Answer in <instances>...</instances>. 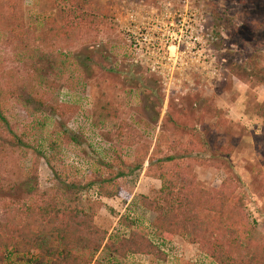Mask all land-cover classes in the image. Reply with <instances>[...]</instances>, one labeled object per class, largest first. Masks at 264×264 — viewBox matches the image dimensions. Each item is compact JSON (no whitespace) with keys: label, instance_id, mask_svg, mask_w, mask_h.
Returning a JSON list of instances; mask_svg holds the SVG:
<instances>
[{"label":"rangeland","instance_id":"obj_1","mask_svg":"<svg viewBox=\"0 0 264 264\" xmlns=\"http://www.w3.org/2000/svg\"><path fill=\"white\" fill-rule=\"evenodd\" d=\"M89 1L85 22L68 18L71 37L50 39L68 5L0 0V221L30 205L77 207L108 237L142 232L166 256L121 264H215L180 235L162 238L136 201L158 196V170H183L200 189L225 182L242 204L240 228L262 242L264 0ZM167 9L192 12L201 35L172 42L156 63L128 36ZM106 103L116 117L99 123ZM100 186L119 194L93 199Z\"/></svg>","mask_w":264,"mask_h":264},{"label":"trees","instance_id":"obj_2","mask_svg":"<svg viewBox=\"0 0 264 264\" xmlns=\"http://www.w3.org/2000/svg\"><path fill=\"white\" fill-rule=\"evenodd\" d=\"M54 2H64L68 9L61 10L62 22L58 17L50 20L47 35L50 39H67L73 34L68 18L85 22L89 14L80 9L90 1ZM15 34L18 38L16 30ZM96 117L99 123L112 122L116 113L106 103L96 112ZM0 121L6 124L1 115ZM194 177L183 170H173L170 174L158 170L156 178L161 181L158 196L155 199L138 196L136 200L155 214L152 227L164 239L180 235L197 244L215 264H264V240L253 241L240 228L243 220L237 208L242 204L233 191L225 182L219 189H200L194 184ZM116 194H119L116 190L101 186L98 190L102 197L111 198ZM170 201L172 205L166 206ZM17 215L21 216L20 221ZM125 219L131 222L128 217ZM130 222L127 227L131 226ZM100 251L105 254L96 259ZM13 255L22 256L18 259L20 264H121L129 256H151L158 260L166 257L142 232L132 230L127 236L108 237L106 231L93 224L92 215L85 210L77 207L60 210L49 203L43 207L30 205L15 215L7 214L5 220L0 221V264Z\"/></svg>","mask_w":264,"mask_h":264},{"label":"built area","instance_id":"obj_3","mask_svg":"<svg viewBox=\"0 0 264 264\" xmlns=\"http://www.w3.org/2000/svg\"><path fill=\"white\" fill-rule=\"evenodd\" d=\"M134 22L135 19H132L131 23ZM198 26H201V24L192 12L183 10L182 13L179 10L170 11L169 9L165 11L158 10L152 13L151 17L146 18L144 25L142 23V27L137 29V34L134 31L131 32L130 27L128 38L131 45L138 47L144 55L152 56L157 60L156 63H159V60L165 59L163 56L172 47V42H198L201 35L198 32ZM165 34L167 37H165ZM91 195L93 199H101L97 191H92Z\"/></svg>","mask_w":264,"mask_h":264}]
</instances>
